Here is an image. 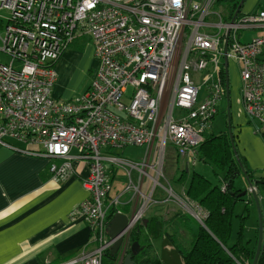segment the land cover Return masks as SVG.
<instances>
[{"label":"built area","instance_id":"1","mask_svg":"<svg viewBox=\"0 0 264 264\" xmlns=\"http://www.w3.org/2000/svg\"><path fill=\"white\" fill-rule=\"evenodd\" d=\"M217 1L0 0V12L9 14L0 20V53L10 59L0 62V146H41L26 153L57 160L50 167L57 183L75 174L73 162L88 164L90 197L74 216L91 226L94 249L65 264H102L112 248L108 216L119 200L110 199V169H136L140 182L149 169L160 176L168 143L189 166L198 162L227 98L225 60L239 65L247 118L264 133V38L240 37L264 29V11L225 22L213 17ZM86 35L97 75L83 95L56 100L55 65ZM128 147L146 151L142 165L114 154Z\"/></svg>","mask_w":264,"mask_h":264},{"label":"crops","instance_id":"2","mask_svg":"<svg viewBox=\"0 0 264 264\" xmlns=\"http://www.w3.org/2000/svg\"><path fill=\"white\" fill-rule=\"evenodd\" d=\"M246 2L247 0L244 5ZM244 5H242L243 8ZM259 11H264V0H251L249 11L247 12L248 15ZM223 16L224 13L221 17L223 18ZM255 31L260 32L264 36L263 28H252L248 33H254ZM87 37L89 36L77 37L75 41L78 42V47H86L88 45L86 43ZM250 40L251 38L247 36L246 42ZM90 48V56L94 58L95 45H91ZM262 55L264 60V54ZM237 66V75L233 77L236 80L232 81L231 76H229L230 98L229 102L226 98L227 109L225 111L228 115L227 126L229 127L228 130L230 128L232 130L235 129L233 133L237 134V137L233 135V143L237 139L239 156L244 159L248 170L251 171L257 181L264 179V133H261L262 135L258 134L256 130L258 124L247 118L248 116L243 106L240 67L238 64ZM60 67L63 69L65 65H60ZM99 67L100 64L98 62L95 73L98 72ZM56 72L59 75L58 70ZM96 75L94 74L93 78L90 79L89 85ZM59 78L58 76L55 85L58 83ZM232 82H234L236 92ZM81 84L82 82L68 92L64 90L63 92H55V89L52 88L53 97L59 101L71 100L86 89L81 87ZM221 113L219 111V114ZM216 119H214L211 128L208 130L209 132L213 129ZM10 143L22 151L0 146V264H65L92 251L95 242L92 237L91 226L84 220L74 216L80 204L90 197L89 192L83 187V180L86 179L89 173L88 166L85 167L82 162H73L75 174L69 180L57 183L53 181L50 173L52 163H58L57 160L26 153L30 148L18 141L11 140ZM175 155L177 162L182 164L183 173L190 176L192 173L188 171L190 167L188 165L189 159L178 157L176 152ZM152 166H154V163ZM212 169L215 170L214 168ZM156 171H158V168H156ZM156 171H150L153 172L151 177H157ZM109 173L114 184L118 170L112 168ZM179 185L178 192L183 189L179 196L188 202L185 207L181 204L184 208L176 205L175 201L179 200L178 196L174 195V193L173 195L169 193L166 196L161 190H157L152 196L154 199L152 204L140 205L139 200L143 197L139 198L140 194L138 192L140 189L146 191L149 186V182L146 183L145 179L134 186L133 192L126 190L125 193L123 192L118 196H114L111 193L110 199H118L119 203H121L120 213L126 214L128 217L136 213H142V218L138 223L145 222V220L148 221V218L155 214L162 215L165 220L169 221L172 213L186 209L189 213L185 211L184 213L189 214L192 217V219H189L194 220V223L187 219L188 226L187 224L183 225V228L177 230L176 234L183 239L186 235L190 236V241L192 242L193 234L197 231L199 221L192 215L197 214L194 206L184 196L186 185ZM245 190H250L249 185L243 191ZM250 197H252L251 193H249L247 198ZM134 199L137 201H133ZM260 200H262V197ZM167 238L173 239L172 230L168 228L164 230L163 237L153 241V247L157 254L155 242L161 239L166 240Z\"/></svg>","mask_w":264,"mask_h":264},{"label":"trees","instance_id":"3","mask_svg":"<svg viewBox=\"0 0 264 264\" xmlns=\"http://www.w3.org/2000/svg\"><path fill=\"white\" fill-rule=\"evenodd\" d=\"M242 0H218L216 5L224 9L225 22L232 21L238 5ZM242 15V14H241ZM230 135L222 133L205 136L204 142L198 150V161L211 165L219 177L217 185L198 172L190 176L183 173L178 183L186 185L185 197L205 216L200 219L202 225L197 227L194 238L188 248L178 249L183 264H253L258 247L259 221L256 218V209L252 197L240 198L244 191L234 185L235 179L241 176V166L246 171V179L257 183L259 197H264V179H256L243 158L235 155L234 144H231ZM114 151V150H113ZM120 157V155H116ZM112 174V173H111ZM115 175V174H114ZM113 175V176H114ZM230 186V190L228 189ZM226 188L224 192L223 188ZM239 203L244 207L238 212ZM120 208L111 209L108 221L120 212ZM192 217L180 210L172 213L169 221L162 215L155 214L148 221L139 222L132 229L119 254L112 249L105 252L102 264H119L121 253H130L131 246L139 243L142 251L134 256L136 264H163L160 256L153 247V241L164 236V230H172L173 239L178 238L176 231L187 224ZM194 223V220H190ZM238 223V230L234 233V222ZM257 264H264V241Z\"/></svg>","mask_w":264,"mask_h":264},{"label":"rangeland","instance_id":"4","mask_svg":"<svg viewBox=\"0 0 264 264\" xmlns=\"http://www.w3.org/2000/svg\"><path fill=\"white\" fill-rule=\"evenodd\" d=\"M250 1L251 0H247L246 4L244 5V8L242 10V14H243L242 16L248 15L247 12L249 11ZM212 11H213V17L218 18L219 14L223 15L224 9L223 7H221V5L215 4V6H213ZM8 16L9 14L7 12L5 11L0 12V20H4V18ZM3 31L4 30L0 28L1 35H3ZM248 32L249 30L240 32L242 43L246 42L247 36L251 39L252 38L256 39V37H264L263 34H261L260 32H256V31L254 33H248ZM86 40H85L86 43H88L86 47H78V44H77L78 42L74 41L72 45L69 47V49L66 50L63 56H61V58L56 63L55 67H56V70H58L59 72L58 76L60 78H59L58 83L55 85V88H53L55 89V92H58V91L63 92V90L65 92L71 91L73 90V87L77 86L80 82H82L81 87H84L86 89L88 88L90 79H92L94 74H96L95 68L96 66H98V62L95 59L96 57L94 58L91 57L89 53V49H91L90 46L94 45V41L89 37H87ZM0 62L7 65L10 62V59L3 53H0ZM63 64L65 65V67L61 69L60 65H63ZM237 67H238L237 63H234V62L229 63L228 71H229V76H231L232 81L236 80L233 77L237 75V72H238ZM232 86L234 87V91L236 92V87L234 85V82H232ZM86 89L77 96L83 95ZM132 92H133V88L130 87L129 95H132ZM203 94L204 92L200 94L201 95L200 100L203 98L204 96ZM242 98H243V92H242ZM226 109H227V106H226V100H225L220 106V113L223 110L225 112ZM224 112H222L223 114L221 113L222 115L219 114L216 117L217 119L215 118L216 120L214 122L213 129L210 130V132L206 131L205 136H208L210 134L219 135L220 133H229L230 138H231L233 137V135H235L233 133L235 129L228 130L229 128L227 126L228 125V119H227L228 115H227V112L225 113ZM256 123L258 124V126H260V123L258 121H256ZM258 134H261V133H258ZM235 136L237 137V134ZM236 142H237V139H236ZM236 142H234L235 144L233 143L234 151L238 154L237 156H239V150H238L239 144H237ZM27 147L30 149L36 150V151L42 150V147L39 145L30 144V146H27ZM114 150H115V154L120 155V157L123 160L131 161L133 162V164H138L139 166L143 164V161H144L143 159H145V155H146V151L138 147H128L125 149L114 148ZM154 157L155 156H153L150 159V163L155 160ZM175 158H176L175 149L170 143H168L167 152L165 154V158H163L164 159L163 168H162L163 170L161 171L162 172L161 175L160 176L157 175V177H150V178L145 177V176L142 177L143 178L142 180L145 179L146 183L149 182V186L146 191L145 190L143 191L142 189H140V191L138 192L140 194L139 198L143 197L139 200L140 205L142 204L147 205L148 203L149 205L152 204L154 202V199L152 196L157 190H161L166 196L169 193L170 195H173L174 193V195L178 196L179 198V200L175 201L176 205L181 208H184L185 205H188V202L179 196L180 192H183V189H182L183 186L181 187L182 190L178 192V189L180 188L179 184H183V183H178V180L179 178H181L184 171H183L181 162H177ZM80 162L84 163L85 167L88 166L87 162L85 161H80ZM212 168H213L212 166L198 161L196 164H191L188 171H190L191 173L196 171L200 173L201 175H203L205 178L209 179L213 185H217L218 184L217 181L219 177L215 175L216 171L213 170ZM116 169L118 170V173L115 176V181H114V184L112 185L113 186V191L111 192L112 195L118 196L123 192L125 193L127 189H129L128 191L133 192L134 186H136L138 182L140 181V173L136 169H131L130 167L124 168V169L123 168H116ZM150 171L151 170L149 169L148 175L151 176L153 172H150ZM246 180L247 179L244 176V174L237 177V179H235V187L241 190L247 189L249 183ZM131 201H132V198H131ZM133 201L136 202L137 200L134 199ZM260 203H261V211L264 216V197H262V200H260ZM181 204L184 205V207ZM243 205H244L243 203H239L236 210L239 212L244 207ZM117 207L120 208L121 203L115 204V208ZM251 208L254 210V212H256V218L259 221L257 209H254L253 207ZM194 210L196 211V213L201 219L203 216V214L201 213V210L195 207H194ZM184 211L189 213L186 209ZM197 214H192V215H194L195 218L198 219ZM199 225H202L201 221H199ZM237 230H238V223L237 221H235L234 222V233H236ZM190 243H191L190 236L186 235L184 239L178 236V238L176 237L175 240H172V239L170 240L168 238L166 240H163V239L158 240L157 242H155V245H156L155 247L158 252V255H160V258L163 264H183L181 255L178 249L179 247L180 248L184 247V248L189 249Z\"/></svg>","mask_w":264,"mask_h":264},{"label":"water","instance_id":"5","mask_svg":"<svg viewBox=\"0 0 264 264\" xmlns=\"http://www.w3.org/2000/svg\"><path fill=\"white\" fill-rule=\"evenodd\" d=\"M246 0H242V2L240 3V5H238V9L234 15V17L232 18V23L235 22V20L241 15L242 12V8L245 3ZM229 35V33H228ZM228 35H227V39H228ZM227 43V42H226ZM225 43V44H226ZM227 47V44H226ZM226 52V50H225ZM229 62L227 60H225V75H226V94H227V99L229 102V98H230V83H229ZM230 118V115H229ZM230 126V123H229ZM231 130V128H230ZM231 141L233 143V138L231 137ZM231 143V144H232ZM235 153V151H234ZM241 173L244 174V176L246 177V171L244 170V168L241 166ZM249 185H250V190L244 191L243 193H241L239 195L240 198H244L246 196L249 195V193H251V196L254 200V205L256 206L257 209V213H258V218H259V239H258V247H257V251H256V256L254 259L253 264H257L258 263V259L260 257L261 254V250H262V246H263V241H264V218L262 211H261V203H260V197L258 195L256 187H254V185H256L257 183H251L250 181ZM228 189L230 190V186H228ZM140 213H136L131 215L130 217L126 216V214H122V213H118L114 219L111 221L110 223V231H109V238L110 241L113 243L112 244V251L115 254H119L121 252V249L124 245V242L126 241V237H128V235L130 234V232L132 231V229L135 227V225L138 223V221L140 220ZM198 220L200 221L199 216H197ZM146 223V220H145ZM131 251L130 253H121L120 256V260H119V264H136L133 260L134 256H137L141 253L142 249L140 248L139 243H134L131 247Z\"/></svg>","mask_w":264,"mask_h":264},{"label":"clouds","instance_id":"6","mask_svg":"<svg viewBox=\"0 0 264 264\" xmlns=\"http://www.w3.org/2000/svg\"><path fill=\"white\" fill-rule=\"evenodd\" d=\"M198 216V215H197Z\"/></svg>","mask_w":264,"mask_h":264}]
</instances>
